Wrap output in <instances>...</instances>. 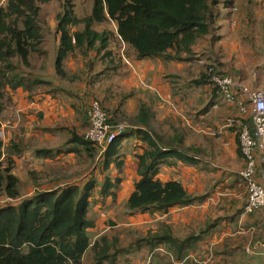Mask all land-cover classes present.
Returning <instances> with one entry per match:
<instances>
[{
  "label": "crops",
  "instance_id": "0c3cea01",
  "mask_svg": "<svg viewBox=\"0 0 264 264\" xmlns=\"http://www.w3.org/2000/svg\"><path fill=\"white\" fill-rule=\"evenodd\" d=\"M91 10L92 4L87 15ZM56 23L57 20L55 25L49 24L50 28L55 26L56 29ZM93 27L97 31L111 32L108 48L100 52L92 50L88 55L76 49L65 57L63 69L66 76H60L55 66L60 36L55 32L51 42L56 47L54 63L49 65L48 72L33 73L46 83H40L32 91L23 87L6 89L5 108L0 114V138L4 144L3 164L12 161V173L20 180L23 196H31L36 190L60 189L75 183L82 185L90 178L95 179L96 188L99 189L106 178L109 177L112 181L120 178L118 188L114 190L115 196L103 197L95 191L90 199L89 214L95 219V226L89 229L92 242L104 233L111 235L112 225L116 228L121 225L139 228L137 224L143 223L145 225L141 224V227L145 226L147 233L149 230H156L159 223L164 222L171 225L173 234L182 239L201 235V231L206 230L204 237L195 242L197 247L189 253V259L172 261L171 264H230L226 259L214 261L213 248L219 251L231 249L237 246L233 244L236 238L245 239L242 248L248 255L254 254V251L250 250L247 243L250 244L255 238L258 239L254 242V248H264V210L241 216L246 195L240 184L239 171L245 160L240 151L238 134L241 124L248 122L249 116L242 115L237 105L227 102L218 89L211 88L208 82L199 83L194 78L192 83L178 87L174 82L176 79L172 80L176 75L189 76L191 72L188 65L192 63L195 66V56L202 54L211 61L217 60L223 70L230 71L244 85L253 88L264 87V77L261 78L264 76V68H259L261 70L258 69V73H253L252 70L241 71V66L221 61V55L219 57L217 54L216 59H211L215 53L213 45L209 47V51L199 43L193 47L192 52L196 54L190 60L164 61L159 57L138 59L135 49L118 34L116 21L109 19ZM209 39L213 41V27ZM47 42L48 38L45 37L44 43ZM44 49L52 56L49 46ZM95 65L98 70L86 71L94 69ZM234 67L240 69L235 70ZM63 79H70L72 82ZM96 82L101 86L97 97L105 102L112 116L118 114L131 119L117 155L123 160V165L118 167L113 162L105 168L103 160L99 171L96 166L90 168V162L95 160L98 148L90 145L91 150H88L83 144L73 140L74 135L83 137L89 127L88 110L95 97H92V91H95L93 87ZM43 85H48L49 89H42ZM237 94L246 98L241 90ZM142 107L147 112L144 122L141 117ZM12 110H15L16 115H10ZM112 116L110 118L115 121ZM139 129L148 130L151 135L164 134L168 139L175 135L179 138L175 145H163L168 153L176 152L164 159L157 177L163 182L179 181L189 195L201 196L200 200L153 214L129 212L126 202L140 178L137 155L146 146ZM125 144L129 145L126 154L121 153L120 149ZM98 158L97 153L96 161ZM29 161L33 162L35 170L30 169L33 171L29 172V178L28 170L25 172L31 185L23 188V178L20 177L23 166L20 165H27ZM97 162L101 164L100 160ZM74 163H79L82 167L74 169ZM45 164L61 165L60 167L66 164L68 168H62L52 175L56 171L45 173L42 170ZM101 174L102 179L99 177ZM256 177L259 182H264L260 160L257 162ZM118 206L124 207L126 211L125 221L121 225L116 222L118 215H113L114 211L118 212ZM108 217L114 221H107L109 225L105 224ZM253 225L256 227L254 231H243ZM157 250L159 251L156 253H164L163 249ZM138 252L140 251L136 253Z\"/></svg>",
  "mask_w": 264,
  "mask_h": 264
},
{
  "label": "trees",
  "instance_id": "16d2710c",
  "mask_svg": "<svg viewBox=\"0 0 264 264\" xmlns=\"http://www.w3.org/2000/svg\"><path fill=\"white\" fill-rule=\"evenodd\" d=\"M51 1L56 0H7L5 7L0 6V114L5 108L8 87L32 91L40 83H46L26 70L32 68L33 53L48 52L42 47L46 36L39 16L42 4ZM221 3L226 9L231 0H92L91 13L79 18L74 0H64L63 10L56 17V34L60 36L56 71L66 76L64 59L76 49L88 55L92 50L100 52L108 48L111 32L97 31L93 26L109 19L116 21L118 34L135 49L138 59L190 60L196 54L193 47L201 39L210 38L211 27L215 29L223 9ZM217 63L209 64L218 66ZM204 75L205 84L206 71ZM146 115L142 107L143 122ZM139 132L146 146L137 155L140 178L126 202L129 212L153 214L200 200L201 196L189 195L179 181L163 182L157 177L164 159L176 152L168 153L163 145H175L179 138L151 135L148 130ZM124 136L125 133L117 137L104 153L105 168L113 162L118 167L123 165L117 155ZM83 137L74 135L73 140L91 150L92 142ZM3 156L0 138V264H84L88 255H92L90 264H117L119 256L144 249L153 262L171 264L189 259V253L197 247L195 242L206 233L202 230L201 235L182 239L173 234L171 225L161 222L156 230L141 234L129 246L121 245L118 235L108 233L92 242L89 229L95 226V219L89 214L90 199L95 191L103 197L115 196L120 178L114 181L106 178L99 189L95 179L90 178L82 185L36 190L31 196H23L20 180L12 173V161L4 165ZM157 249H163L164 253H156Z\"/></svg>",
  "mask_w": 264,
  "mask_h": 264
},
{
  "label": "rangeland",
  "instance_id": "374dc122",
  "mask_svg": "<svg viewBox=\"0 0 264 264\" xmlns=\"http://www.w3.org/2000/svg\"><path fill=\"white\" fill-rule=\"evenodd\" d=\"M6 4H7V0H0V6L5 7ZM63 4H64V0H58V1L56 0L46 4H42L41 6L42 10L39 16V20L40 21L42 20L43 22L42 25L44 29L43 32L44 37L46 36V38H48V42L43 43L42 47L44 48L45 46H49L52 52V56H49L48 52L46 55L40 53H33L31 56L32 68L30 69L27 68L26 71L29 70L34 74L45 73L48 72L49 65L54 63V59H55L54 57L56 56L54 54V50L56 47L51 42L53 40V36L55 35L56 29L55 26L52 29L50 28V26L52 24L55 25L56 17L63 10V6H62ZM91 4H92V0H74V5H75L74 9L78 17L87 15L88 11L91 8ZM220 6L223 9L221 10V14L218 20L216 21V23L218 22V24H216V26H214L215 29H213V35L215 38H213V41H210V39L207 38H203L200 40V42L206 41L207 43L204 42L206 45L204 43H199V44L201 46H206L209 51H211L209 47L213 45V51L215 53H214V57H210L211 59L213 58L216 59L218 54L219 57L220 55L222 57V58L220 57L221 61H228L230 64L232 63V65H237V67L241 66L242 69L241 71L246 72L248 70H252L253 73H258L257 70L259 68H264V0H231V3H227L226 9L224 8L223 3H221ZM219 23L221 26H219ZM79 26L83 27V24ZM200 58L205 60V62H209V63L211 62V60H209L203 54L198 58V60ZM198 60H196L195 66L192 65V63L188 65L187 68H189V71L191 72L189 76L187 74L181 76L176 75L172 79V80L176 79L174 82L178 87L183 84L192 83V79L194 78L195 81H201V82L207 81L206 76L204 75V72L206 71V66L202 63H199ZM217 64L219 66V63ZM237 67H234L233 69L239 70L240 68ZM91 70H98V67L95 65L94 69H86L87 72H90ZM263 77L264 76L262 75L261 78ZM63 80H66L69 83L72 82L70 79H69L70 81L67 79H63ZM41 87L42 89H49L48 85H43ZM260 89H264V87L262 86V88ZM93 90L95 91H92L93 93L92 97L95 96L94 98L98 99L97 92L98 91L101 92V86H98L97 82L93 87ZM99 101L101 100L99 99ZM103 105L105 109L109 112V114L112 116L111 110L107 107V105H105V102H103ZM14 112L15 110H12V112H10V115H14V114L16 115V113ZM112 118L116 119L115 121L124 122L127 125L128 123H130L129 120H131L129 116L123 118V116L118 114H115L114 116H112ZM162 135L165 136L164 134ZM128 147L129 145H126L125 147H121L120 148L121 153L126 154L128 151ZM96 152L99 154V158L97 159V161L100 160L101 164L100 162L96 161V157H97V153H96L95 160L94 161L91 160L90 162V168L96 166L99 171L100 168L102 167L104 157H101L99 149H97ZM121 157L123 158V155ZM74 164H75L74 169H79L80 167H82V165H79V163H74ZM20 166H23L20 177L22 176L23 178L22 187L25 188L31 185V182L26 179L25 172L28 170L27 178H29V172L33 171L30 169L35 170V166L33 162L30 161L27 163V165L21 164ZM60 166L61 165L51 166L50 164H45L43 165L42 170H44L45 173L47 172L50 173V170L56 171L55 173L52 172L53 175L56 174L58 171H61L62 168L63 169L68 168L66 164L64 167H60ZM46 168H48V170H46ZM94 169L92 171H94ZM111 172L112 170L109 171L110 174ZM94 173L91 174L94 176ZM99 177H101L102 179L103 177L102 174ZM42 179L43 181H45L44 177H42ZM113 179H115V177ZM25 192H27V190H25ZM114 213L115 214L113 215H118L116 217L117 218L116 222H119L120 225L123 224L125 221L124 216L126 214L124 207L120 206L118 208V212L114 211ZM108 218L109 219L106 220L105 224H107V221L109 220L113 221V219H111L110 217ZM141 224L143 223L137 224L139 228H134L135 226L123 227L124 225H121L119 226V228H116L115 225H112L113 233L111 235L113 236L118 235L120 238V244L129 246L130 243L132 244L134 239L136 240L138 237L142 236L141 234L145 233L146 231L145 226L141 227ZM257 239L258 238L253 239V241H251L250 243L251 245L249 244V242L247 243V246H249L250 250L254 251V254L252 255H248L245 252V249L242 248V245L245 244V239L236 238L233 244H236L237 246L231 247V249H225L223 251H219L216 248H213V260L216 262L217 261L220 262V259H226L228 260L227 262H230V264H245V263L264 264V248L263 247L259 249L254 248L255 245L254 242H256ZM126 256L127 255L119 256L120 258H118L119 261L117 264H157L156 262H153L152 259H150V255L148 256V251L145 249L138 253L136 252L132 253L128 257ZM91 257L92 255L86 256L84 258V264H90ZM107 264H109V262Z\"/></svg>",
  "mask_w": 264,
  "mask_h": 264
},
{
  "label": "built area",
  "instance_id": "2783aa9c",
  "mask_svg": "<svg viewBox=\"0 0 264 264\" xmlns=\"http://www.w3.org/2000/svg\"><path fill=\"white\" fill-rule=\"evenodd\" d=\"M198 62L206 66L209 85L216 87L227 102L237 105L242 115L249 116V121L241 124L238 134L240 151L245 160L239 171L240 184L246 195L241 216L264 210V182H259L256 177L258 160L262 162L264 177V89L244 85L231 73L201 58ZM239 90L246 98L237 94ZM88 118L90 126L85 131L84 139L97 146L103 157L109 145L126 133L127 124L112 121L99 99L91 100ZM255 228L253 225L243 231L252 232Z\"/></svg>",
  "mask_w": 264,
  "mask_h": 264
}]
</instances>
